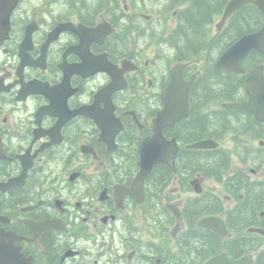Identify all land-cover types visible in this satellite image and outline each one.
<instances>
[{
  "label": "flooded vegetation",
  "instance_id": "obj_1",
  "mask_svg": "<svg viewBox=\"0 0 264 264\" xmlns=\"http://www.w3.org/2000/svg\"><path fill=\"white\" fill-rule=\"evenodd\" d=\"M170 1L0 0V264H206L216 256L203 262L199 251L185 252L187 231L183 225L173 236L177 222L167 205L184 216L190 201L209 194L235 206L224 182H216L223 198L205 189L198 195L191 181L206 176L177 166L181 152L223 149H193L182 139L183 122L222 108L199 98L207 91L197 84L208 83L204 68H215L222 54L208 49L203 61L192 59L180 39L168 38L179 26L178 12L167 19ZM179 68L193 85L188 116L162 130L178 145L175 168L155 165L138 202L132 189L140 146L154 135ZM121 78L125 87L109 94ZM118 121L123 130L111 149L102 138ZM135 133L144 135L136 162ZM182 192L191 195L183 201ZM167 239L176 245L166 246Z\"/></svg>",
  "mask_w": 264,
  "mask_h": 264
},
{
  "label": "trees",
  "instance_id": "obj_2",
  "mask_svg": "<svg viewBox=\"0 0 264 264\" xmlns=\"http://www.w3.org/2000/svg\"><path fill=\"white\" fill-rule=\"evenodd\" d=\"M227 1L176 0V7L185 5V8L180 11V24L172 38L180 39L178 45L185 50L186 56L202 59L204 52L208 49L220 50L223 53L242 36L264 27V15L257 7L248 5L234 14L229 27L222 34L211 38L208 32L209 24L215 16L222 13ZM261 63H264V57L257 51H253L243 63L247 71L244 75L215 70L207 64L204 75L208 83L204 79L197 80V84L204 86L207 93L199 95V98L206 104L215 105L247 99L244 89L246 79ZM214 113L216 116L203 118L196 112L194 115L198 119L192 116L190 120L183 122L182 139L186 143H195L210 137L223 143L231 137L232 149L181 152L177 166L187 165L190 168L191 177L200 174L212 177L217 182H224L226 193L236 199V204L233 208L226 210L217 196L205 194L194 198L185 208L184 216L189 230L182 235V243L186 247L185 252L199 251L203 262L212 255L226 252L232 258L254 253L256 254L255 264H264V237L248 232L250 227L264 228V217L261 216L264 212V180H252L249 175L250 170L245 168L249 162L255 165L257 171L264 167V147L253 145L256 140H264V124L258 123L250 113L244 110L217 109ZM133 135L130 147L136 162L138 148L144 135L139 133ZM161 168L163 167L156 168L158 172L154 174V177H158ZM169 175H171L170 171ZM241 194L244 195L242 200L239 199ZM222 212L226 214L227 225L234 234L233 238H222L212 231L196 227L201 217Z\"/></svg>",
  "mask_w": 264,
  "mask_h": 264
},
{
  "label": "water",
  "instance_id": "obj_3",
  "mask_svg": "<svg viewBox=\"0 0 264 264\" xmlns=\"http://www.w3.org/2000/svg\"><path fill=\"white\" fill-rule=\"evenodd\" d=\"M247 4H254L264 14V0H232L225 10L224 17L230 16L236 10ZM252 51H258L264 55V28L261 31L243 36L222 55L216 65V68L226 69L237 74H244L245 70L243 69L241 63ZM180 71V68L178 71H174L172 83L164 96L166 102L165 111L160 113L154 121V135L144 140L140 146L139 166L141 168V172L135 180V185L132 189V191H137L139 193L138 202H143V182L155 165L164 163L172 168H175V160L179 150L178 145L175 140L167 141L162 134V130L166 127L173 126L177 121L188 116V92L193 82L188 84L184 83L181 78ZM121 80L122 78L119 79L117 83L113 82V84L107 89L109 94L123 88V84L120 85ZM246 92L249 97L248 101L244 103H227L223 104V107L231 110L244 109L254 115L258 122L263 123L264 65H259L254 69L253 73L246 81ZM98 125L103 130L102 136L107 135L108 132L106 127H103L99 123ZM121 130H123V126L120 121H118L117 129L112 134H109L108 138H102L104 142L111 145V149L115 148V138ZM261 145H264V142H261ZM218 146L219 144L213 140H205L188 147L193 149H215ZM192 184L198 193L202 192V186L199 180L193 181ZM167 208L171 210L177 219V225L173 232V236H175V233L180 230L182 225V213L180 208L175 207V205H167ZM198 226L204 229L212 230L222 237H232L224 218L220 216L205 217L198 222ZM249 231L264 236V229L250 228ZM206 264H255V260L254 257L251 256H244L237 260H230L227 254L224 253L213 257Z\"/></svg>",
  "mask_w": 264,
  "mask_h": 264
},
{
  "label": "rangeland",
  "instance_id": "obj_4",
  "mask_svg": "<svg viewBox=\"0 0 264 264\" xmlns=\"http://www.w3.org/2000/svg\"><path fill=\"white\" fill-rule=\"evenodd\" d=\"M184 6H185V5H182V8H184ZM174 11H175V12H178L179 9H177V8L171 9V10L169 11L170 13H168V16H167V19H168V20L172 17V12H174ZM220 20H221V16H218V17L214 20L212 26L210 27L211 35H215V34H216V32H217V26L220 25ZM171 21H173V24H177V21H176L175 19H174V20L171 19L170 22H169L170 24H172ZM230 138H231V137H228V138H227V139L221 144V146H222L224 149H226V150H231L232 147H233V143H232V141L230 140ZM258 143H259V140H256V141L253 143V145L256 146V147H259V146H258ZM235 162H236V159H235ZM241 167L244 168L243 166H241ZM245 168L251 171V172L249 171V175H251V177H252L253 180H258V181H260V180H264V167H262L261 169L258 170V174H257V175H254V174L252 173V171L255 170V165H254L253 163L249 162L248 165H247ZM200 179L202 180V185H203V188L205 189V191L213 192V193H215L216 195H218V196H220L221 198H223V196H224L225 193H224V190H223V186H222L221 184L216 183L215 180L212 179L211 177H205V179H203V178H200ZM172 187H175V186L173 185ZM190 195H191V192H182L180 197H181L182 200H183V199L189 197ZM183 201H184V200H183ZM230 205H233V202L230 203ZM152 222H153V221H152L151 219L146 220L145 225L142 226V233H141V234H142V236H144V237H143V240H144V241H148V240H150V239H149L150 235H149V232H148V226H149ZM139 224L142 225L141 222H139ZM175 224H176V223H174V227H175ZM184 228H186V226H184ZM160 240H161V239H155V241H157V242H160ZM164 243H165L166 246L176 245V243L173 242L171 239H170V240L167 239Z\"/></svg>",
  "mask_w": 264,
  "mask_h": 264
}]
</instances>
